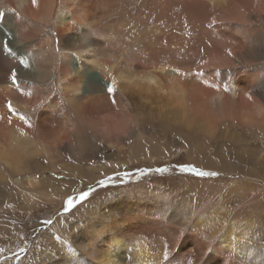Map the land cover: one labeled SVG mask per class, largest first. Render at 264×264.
Here are the masks:
<instances>
[{
    "label": "bare ground",
    "instance_id": "bare-ground-1",
    "mask_svg": "<svg viewBox=\"0 0 264 264\" xmlns=\"http://www.w3.org/2000/svg\"><path fill=\"white\" fill-rule=\"evenodd\" d=\"M60 1L65 9L57 13L56 0H0V170L9 178L0 187V211L11 228L28 222L6 207L10 199L29 209L45 196L27 189L39 178L27 177L32 157L59 153L71 134L119 145L121 135L137 130L138 105L184 124L213 115L263 116L264 74L256 65L264 59V0H165L187 5L194 24L210 27L153 23L139 32L133 22L103 21L119 0H91V16L83 2ZM117 38L119 48L108 47ZM103 49L118 53L114 62ZM114 66L115 76H105ZM220 69L233 81L219 90L204 72ZM38 88L57 93L44 99ZM112 97L119 109L108 104ZM113 199L82 207L74 219L57 217L27 264H237L238 247L228 233L217 236L215 217L194 215L192 227L180 229L181 214L160 211L154 198Z\"/></svg>",
    "mask_w": 264,
    "mask_h": 264
},
{
    "label": "rangeland",
    "instance_id": "rangeland-1",
    "mask_svg": "<svg viewBox=\"0 0 264 264\" xmlns=\"http://www.w3.org/2000/svg\"><path fill=\"white\" fill-rule=\"evenodd\" d=\"M56 1V12H64V5L60 0ZM76 1L83 2L91 16V0ZM103 21L133 22L136 32L150 28L153 23L182 24L185 29L192 25L210 27L205 23L194 24L198 20L190 16L187 5L165 0H119L117 7L106 10ZM38 24V19L34 20L35 28ZM43 24L41 20V26ZM121 42L119 39L109 43L108 47L119 48ZM54 44L58 54L60 47L56 39ZM112 49L101 51L109 63L114 62L118 54ZM121 58L119 49V60ZM263 65L264 59L256 65V70L259 68L262 74ZM116 71L119 70L114 66L113 73L104 75L113 77ZM210 73L211 70L204 75L213 78L219 90L233 81L232 72L224 74L220 69L213 76ZM185 76L188 78L189 74ZM39 90L44 99L57 93L56 88ZM108 101L114 105V110L119 106L117 100L112 103L114 97ZM51 110L59 114L55 106ZM132 113L137 130L132 136L121 135L119 145L95 140L88 135L78 137L71 134L69 140L61 143L59 153L49 158L44 153L32 157L36 161L31 163L27 177L39 178L38 182L34 179L33 186L29 184L27 189L43 192L45 196L39 197L29 209L18 206L12 199L5 204L13 215L27 220V225L11 228L6 213L0 211V264L8 258L9 264H27L35 247H39L42 239L48 236L47 229L57 217L71 215L70 219H74L77 216L75 211L82 207L101 198L119 199L120 194H134L146 200L154 198L161 207L160 211L166 208L180 213L177 226L180 229L192 227L194 215L209 214L215 217L217 236L222 239V235L228 233L231 243L239 248L235 257L237 264H264V113L261 117L239 118L217 114L200 117L190 124L142 105L133 107ZM206 157L213 163H207ZM184 168L217 175L199 176L192 171H183ZM7 176L8 172H0L3 184L0 182V187L9 179ZM62 195L64 200L59 201L57 198ZM69 200L72 201L71 207ZM189 219L191 223L187 222ZM54 232L50 235L56 236ZM12 244L18 249L11 250Z\"/></svg>",
    "mask_w": 264,
    "mask_h": 264
},
{
    "label": "snow or ice",
    "instance_id": "snow-or-ice-1",
    "mask_svg": "<svg viewBox=\"0 0 264 264\" xmlns=\"http://www.w3.org/2000/svg\"><path fill=\"white\" fill-rule=\"evenodd\" d=\"M32 2H33V4H35L36 3V0H32ZM3 15H4V13H0V16H3ZM23 63H25V67H27L26 62H23ZM12 80H13V83H15L16 78H15V75L14 74H13ZM114 90L115 89L112 86H109L108 89H107L108 93H112V92H114ZM249 99H251V97H249ZM113 102H115V101H113ZM9 109L11 110V105L10 104H9ZM22 119H23V117H22ZM28 126L29 127L32 126L30 122L28 123ZM159 171H164V169H160ZM183 171H192V172L196 173L199 176H208V175L215 176V175H217V173H215V172H211V173H209V172H201V171H198L195 168H191V169L184 168ZM85 195H87V194H85ZM68 205H69V207L72 206V201L71 200L68 201Z\"/></svg>",
    "mask_w": 264,
    "mask_h": 264
},
{
    "label": "clouds",
    "instance_id": "clouds-1",
    "mask_svg": "<svg viewBox=\"0 0 264 264\" xmlns=\"http://www.w3.org/2000/svg\"><path fill=\"white\" fill-rule=\"evenodd\" d=\"M49 153H46V155H48Z\"/></svg>",
    "mask_w": 264,
    "mask_h": 264
}]
</instances>
